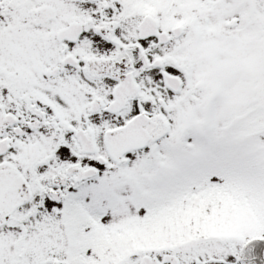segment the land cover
I'll return each instance as SVG.
<instances>
[{"label":"snow or ice","instance_id":"1","mask_svg":"<svg viewBox=\"0 0 264 264\" xmlns=\"http://www.w3.org/2000/svg\"><path fill=\"white\" fill-rule=\"evenodd\" d=\"M0 264H264V0H0Z\"/></svg>","mask_w":264,"mask_h":264}]
</instances>
